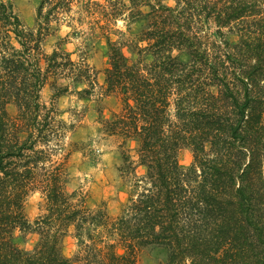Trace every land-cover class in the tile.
<instances>
[{"label": "trees", "instance_id": "obj_1", "mask_svg": "<svg viewBox=\"0 0 264 264\" xmlns=\"http://www.w3.org/2000/svg\"><path fill=\"white\" fill-rule=\"evenodd\" d=\"M174 1L39 0L29 26L0 0V264H139L151 246L166 250L164 264H264V0ZM119 19L142 22L133 38L112 39ZM75 20L108 42L103 92L120 106L101 130L137 143L122 169L132 192L113 218L66 187L75 126L60 116L69 84L58 81L89 93L97 80L85 58L45 42ZM35 191L44 203L31 223ZM70 227L72 257L61 248ZM17 229L38 234L33 249L17 246Z\"/></svg>", "mask_w": 264, "mask_h": 264}, {"label": "rangeland", "instance_id": "obj_2", "mask_svg": "<svg viewBox=\"0 0 264 264\" xmlns=\"http://www.w3.org/2000/svg\"><path fill=\"white\" fill-rule=\"evenodd\" d=\"M10 2L25 24L34 23L36 8L39 0H4ZM167 5H174V0H161ZM128 3V0H125ZM144 9H148L144 7ZM142 22L130 24V29L122 19L116 22L113 40L120 36L133 38ZM55 30L46 38L45 48L48 51L55 44H60L75 60L83 59L95 69L97 85L84 93L86 83L71 84L67 79H59V84L68 85L69 90L56 99V105L61 111L60 116L67 123H73L74 128L67 134V149L71 151L68 158L69 179L66 185L68 192L76 191L79 197L85 198V203L91 208L102 207L111 218L120 213L132 192L133 174L122 171L125 167L124 154L133 161L137 160V143L133 140L125 141L120 135L110 134L101 130L100 120L107 118L120 106L118 97L103 92L104 70L109 63L108 42L100 30L91 31L87 25L79 24L76 20L72 24L55 25ZM225 38L230 42H237L236 32H227ZM130 55L127 49H124ZM185 60L187 56L181 54ZM52 91L48 86L42 90V99L49 103ZM11 113L15 107L9 105ZM264 123V115L262 117ZM193 158L190 148H183L179 152V162L183 168L189 166ZM144 171L137 168V173ZM43 198L37 191L31 192L24 202V212L29 222L40 214ZM38 234L34 231H15V243L22 250H31L38 241ZM78 240L73 227H70L62 238L61 248L65 256L72 257L77 250ZM167 261L166 250L151 246L139 255V264H164Z\"/></svg>", "mask_w": 264, "mask_h": 264}]
</instances>
